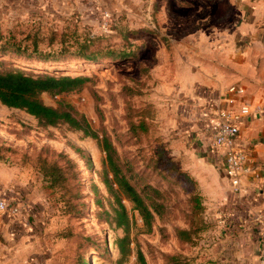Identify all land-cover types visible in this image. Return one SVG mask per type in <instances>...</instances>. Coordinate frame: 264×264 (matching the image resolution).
I'll return each mask as SVG.
<instances>
[{"label": "rangeland", "instance_id": "rangeland-1", "mask_svg": "<svg viewBox=\"0 0 264 264\" xmlns=\"http://www.w3.org/2000/svg\"><path fill=\"white\" fill-rule=\"evenodd\" d=\"M45 2L39 8L36 0H23L30 10L12 11L11 0H0V44L9 50L5 54L0 49V72L20 66L88 77L78 89L58 96L45 92L40 98L83 115L95 135L66 122L44 125L25 110L0 101V165L22 166L21 189L32 204L14 217L20 220L15 230L28 232L14 236L9 257L27 264H80L81 258L89 264H140L141 250L147 264H219L217 241L232 232L228 225L219 230V225L227 224L225 214L234 207L226 201L224 174L196 159L194 143L178 135L180 122L172 121V107L159 98L162 82L152 74L149 62L154 67L155 53L147 39L148 33L167 39L160 30L161 12L157 6L139 9L136 0H126L123 9L116 0ZM103 10L110 12L106 24ZM79 41L89 42V50L98 55L136 49L138 59L121 60L117 52L95 61L55 63L39 58L59 51L67 55ZM154 61L159 63L157 57ZM141 120L147 122V132L139 127L136 131ZM103 138L111 142L114 160L137 189L164 205L162 216L148 227L122 196L132 221L131 250L125 254L115 243L126 231L117 222L116 195L104 182L109 163ZM184 229H191L190 240L180 237Z\"/></svg>", "mask_w": 264, "mask_h": 264}, {"label": "crops", "instance_id": "crops-1", "mask_svg": "<svg viewBox=\"0 0 264 264\" xmlns=\"http://www.w3.org/2000/svg\"><path fill=\"white\" fill-rule=\"evenodd\" d=\"M21 1L11 0V10H30ZM136 1L144 11L157 6L161 12L160 30L167 37L168 43L158 34L148 33L147 39L149 50L154 49L155 53L151 57L154 67L149 62L152 74L158 75L162 82L163 93L159 98L172 107V121L180 122L178 135L194 143L198 151L196 159L217 166L224 174L226 201L234 209L225 214L227 224L219 225V230L228 225L232 232L226 237L224 233L218 234V238L223 237L217 241L218 262L264 264V116L248 119L241 126L243 146L251 157L254 173L243 177L240 193L233 191L223 168L207 151L208 142L199 118L207 102L226 106V90L232 84L244 86L243 99L264 102V0ZM116 3L118 9H123L126 0ZM45 4V0H36L39 8ZM156 57L159 63L154 61ZM21 168L0 165V193L21 205L22 213L31 209L32 204L23 196V180L18 175ZM19 221L0 212V264H27L9 257L17 240L14 236L28 232L15 230Z\"/></svg>", "mask_w": 264, "mask_h": 264}, {"label": "trees", "instance_id": "trees-1", "mask_svg": "<svg viewBox=\"0 0 264 264\" xmlns=\"http://www.w3.org/2000/svg\"><path fill=\"white\" fill-rule=\"evenodd\" d=\"M88 43L87 41L77 42L76 50L67 55H62L61 51H59L53 52L52 56H40L39 58L44 60L50 58V61L55 63H59L66 59L95 61L100 58H109L111 55L114 56L117 52L116 50H108L98 55L96 52L89 50ZM0 49L4 51L5 54L9 53V50H6L5 46L2 44H0ZM135 50L136 49L118 51L115 57L121 60L127 58L137 60L138 52ZM88 79V77L83 75H57L50 71L34 72L28 71L20 66H12L0 72V101L8 107L25 110L44 125H56L60 122H66L74 128L83 129L86 134L92 133L95 135L83 115L78 117L69 106L54 107L45 104L40 98L45 92L51 93L53 96L71 92L80 88ZM138 127L143 132L148 131L147 122L145 120H141L138 126L135 127L136 131ZM102 142L109 163V168L106 164L104 182L109 191L116 195L118 203V206L115 208L117 222L118 225L123 226L126 231V235L116 238L115 243L120 253L125 254L129 253L131 250L129 228L132 221L122 196L133 203L134 208L139 211L142 220L148 227L152 226L156 216H162L164 213V205L153 196L147 197L142 191L137 189L129 180L126 172L123 171L122 166L114 160L113 153L115 150L111 142L107 138H103ZM53 169L55 170V168ZM109 174L112 175L111 178ZM155 192L156 190L154 193ZM194 201L196 205L200 207V197L198 195L194 196ZM188 230L191 229L179 231L180 237L190 240L191 233ZM196 230H199V228H196ZM138 260L140 264H147L145 255L141 250H138ZM79 263L89 264V260L81 258L79 259Z\"/></svg>", "mask_w": 264, "mask_h": 264}, {"label": "built area", "instance_id": "built-area-1", "mask_svg": "<svg viewBox=\"0 0 264 264\" xmlns=\"http://www.w3.org/2000/svg\"><path fill=\"white\" fill-rule=\"evenodd\" d=\"M102 12L104 24H106L110 18V12L109 10ZM245 95L244 86L232 84L226 90L225 107H220L215 102H207L199 112L200 128L208 142L207 151L223 168L236 193L241 192L243 177L254 173L251 157L243 146L241 126L248 119L264 116V102L253 103L243 99ZM239 100L240 104H238ZM21 210V205L12 203L0 193V212L17 217L21 214ZM262 234L264 236V231Z\"/></svg>", "mask_w": 264, "mask_h": 264}]
</instances>
